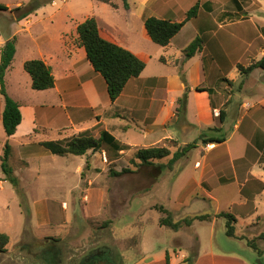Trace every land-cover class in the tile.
I'll return each instance as SVG.
<instances>
[{"label": "rangeland", "instance_id": "rangeland-1", "mask_svg": "<svg viewBox=\"0 0 264 264\" xmlns=\"http://www.w3.org/2000/svg\"><path fill=\"white\" fill-rule=\"evenodd\" d=\"M53 1L55 3H52ZM6 2L8 7L14 8L16 2L25 4L27 1L0 0V3ZM109 2L116 7H112L109 3L100 4L94 0L68 2L51 0L44 5L45 8L37 14V17L31 16L36 14L35 11L22 19L25 20L22 23L23 27L29 26L26 24L30 22L32 25L34 22L37 24L32 26L30 32L21 30L17 33V38L15 36L16 51L12 60L14 71L7 76L8 91L7 89L6 91L11 98L19 101L18 103H32L36 106L39 122L47 129L37 127L36 134L31 136L29 148L31 153L29 157H25L27 165H22L23 162L17 159L20 156L18 139L9 141L12 151L8 163L19 184L15 188L9 181L4 180L0 185V232L9 236L6 248L10 250L0 255V264H51L48 252H43L50 245L57 249L55 264H85L86 261L83 260L101 248L109 250L114 264H133L141 257L138 254L140 242L148 246L153 245L154 251H159L163 246L172 247L171 250L176 252L179 249V246H176L179 245V238L174 236L172 229L158 224V218H165L166 212L170 213L171 220L177 221L191 217L185 215L197 211L202 213H212L214 209L227 211L226 203L234 193L233 185L221 187L219 191L222 195L215 205L201 200L190 201L187 196L183 201L186 206H180L176 196L181 190L183 180H177L172 185L171 167L166 166L162 173L164 179L156 184L153 177L160 173H157L152 166L140 165L135 152L141 147L167 146L170 154L153 160L154 165L165 164L177 147L196 142V147L192 148L185 157L177 160L172 168L185 163L192 168L196 161L208 162L213 154L223 151L225 146L213 143L212 151L206 153L203 159L202 155L210 150L212 145L207 146L206 143L202 145L201 132L208 136H225L231 129L232 109L229 111L226 124L218 131L212 129L197 131L193 126L187 125L185 112L180 115L174 112V116L164 126L171 132L170 137L151 140L156 132H160L161 127L156 132L152 131L153 129L149 130L147 124L151 120L141 111H125L119 104L112 105L103 78L99 75L100 79H97L95 75L98 73L89 69L86 59L82 57L78 40L73 42L77 47L74 55L83 59L76 67H79L82 73H91L85 77L92 81L94 88L92 90L95 92L93 103L99 106L96 111L92 109L85 114L81 122L75 121L73 128L79 123L81 125L95 123L94 126L83 131H80L79 127L67 128L70 127L71 120L57 108L59 98L53 91L40 93L32 90L30 85L25 83L24 77L20 74L22 68L20 62L23 59L38 58L40 52L55 54L59 51L57 35L59 31L72 24L66 22L64 18L66 11L72 13L73 21H80L85 15L93 12L98 18L97 22L103 37L129 50L133 48L151 54V57L145 60L147 70L144 77L169 74L170 67L156 59L161 54L158 45L145 41L140 34V21L136 16L137 14L139 16L140 10L137 5L138 0H128L132 10L124 9L121 0H109ZM190 6V0H181L177 9L182 10L181 14H183ZM196 22L203 25V16ZM16 23L9 9L0 10L1 38H7L13 31L20 29ZM192 32L193 25H188L180 36L186 37ZM252 62L255 61L252 60L250 63ZM53 69L60 84L63 73L57 62L53 63ZM179 73L183 75L181 67ZM187 78L189 80L188 76ZM179 83L180 80L171 83L170 92L166 95L168 101V97L179 94ZM73 93L70 98L68 95L65 96V101L82 104L84 101L82 91L76 88ZM228 94L224 92L226 97ZM156 96L158 100L163 99V95ZM1 101L0 96V105ZM41 104L46 106L40 108ZM158 104L162 103L158 102ZM175 104L177 106L176 101ZM66 106L67 111H73L75 116L79 111L77 108L81 107ZM217 114L218 112L215 116ZM80 117L76 116V119ZM216 124H219L217 119ZM61 127L65 128L60 130ZM102 130L113 133L123 149L117 151L103 143L98 150H88L82 156L72 154L59 156L40 145L44 140L63 142L81 132L97 138ZM5 139L0 111V155ZM229 145L238 151L241 141L237 135L230 140ZM245 233L247 243L253 242L264 258V218L260 216L256 218ZM188 243L189 255L193 257L196 238ZM253 254L251 259L253 264H256L259 258L255 251Z\"/></svg>", "mask_w": 264, "mask_h": 264}, {"label": "crops", "instance_id": "crops-1", "mask_svg": "<svg viewBox=\"0 0 264 264\" xmlns=\"http://www.w3.org/2000/svg\"><path fill=\"white\" fill-rule=\"evenodd\" d=\"M62 1L68 2L69 0ZM94 1L106 4L98 0ZM190 1V8L195 4L197 6L195 15L183 24L167 45L160 46L156 44L161 53L156 59L162 62V64L168 65L170 73L167 75L144 77L147 70V66L145 65L138 77L127 81L120 95L112 102V105L119 104L125 111H141L146 118H150L151 120L147 124L149 130L153 129L152 131L155 130L156 132L161 127L160 132H156L151 140L157 141L170 137L169 133L171 132L164 126L174 116L175 101L184 90V85L181 82L182 74L180 75L179 73V67H181V71L189 87L185 109V121L187 125L193 126L197 131L209 130V128L215 127L220 130L227 122L230 109H232V112H230L232 119L230 122L231 129L225 136H208L204 135L203 131L201 132L205 139L224 137L225 140L223 142L216 143L225 146L223 151L213 154L208 159V162L204 163L202 161L200 163L196 161L192 168H189L186 163L170 168L172 185L177 180H183L180 187L181 190L179 189L180 192L176 196V201H178L180 206H186L183 201L189 196L188 199L190 201L201 200L215 205L219 202L220 195H222L219 191L221 187L233 185L234 193L226 203L227 211L214 209L212 213L197 211L185 215L207 214L210 217L205 220L195 219L190 225H183L177 230H172L174 236L179 238V245H176L179 246L177 252L171 250L172 247L164 246L159 248V251H154L153 245L148 246L140 242L138 254L141 257L133 264H187V260L191 258L188 242L194 237L196 238V249L193 253L191 264H253L251 256L254 255L253 251L256 252V250L247 243L245 232L248 231L249 226L256 218L259 216L264 218V69L254 68L248 74H243L237 66L240 64V66L246 67L252 60L257 61L263 56L264 6L262 5L264 4V0ZM180 2L181 0H138L137 5L140 10L139 16L138 14L136 16L140 21V34L145 41L152 42L144 27L145 18L154 16L180 22L185 18L187 12L186 10L185 13L181 14L182 10L179 11L177 9ZM7 3L0 4L8 7ZM52 3L55 2L53 1ZM16 4L15 6H18L19 2H16ZM10 8L8 7V9ZM44 8L45 6H41L36 10V14H32L31 16L37 17V14ZM128 9H133L130 3ZM90 16H94L96 21H98L97 16L93 12L85 15L80 21H73L72 13L66 11L64 18L66 22H72V24L70 27L59 31L57 35L59 51L55 54H51L50 52L39 53L38 58L51 67L52 74L54 73L53 63H58L63 73L60 84H58L54 73V86L52 88L45 90L32 89L30 76L23 69V62L26 59L20 62L22 67L20 74L24 77L25 83L30 85L32 90L40 93L53 91L59 98L57 108L71 120L70 127L67 128L75 129L79 127L80 131L94 126L95 123H91L92 125H81L79 123V125H74L75 128H73L75 121L81 122L85 114H88L92 109L96 111L99 106H95L93 103V94L95 92L92 90L94 89L92 81L85 77L91 73H82L83 71L80 72L81 69L76 67L79 61L83 58L86 59L84 48H79L83 58L75 57L74 55L75 48L77 47L73 42L78 40L76 27L78 23ZM202 16L204 18L203 25L196 22ZM14 22H17L16 24L20 29L13 31L7 38L3 39L0 36V47L12 36H16L17 38L19 31L30 32L32 26L37 24L34 22L32 25V22H30L26 24L29 26L23 27L22 23L25 20H14ZM97 24L99 26L98 22ZM188 25H193L192 34L186 37L180 36ZM196 37L200 38L201 47L192 57L184 59L183 50ZM130 51L144 63L145 60L151 57V54L137 49L132 48ZM85 61L91 70L92 67L87 60ZM13 71L14 68L11 62L4 77L7 91V76ZM99 75L98 73L95 77L100 79ZM176 80H180L179 94L177 93L168 97V101L166 95L170 92L171 83ZM197 86L208 88L211 90V93L197 91ZM76 88L82 91L84 97L82 104H75L76 102L73 101L67 102L64 99L67 95L69 98L73 96ZM227 88L230 89L226 90ZM224 92L229 93L227 97L224 95ZM158 94L163 95L162 100L157 99L156 95ZM158 102L162 104L159 105ZM19 105L22 115L21 122L13 135L8 137L5 135V141L9 143L11 139H18L17 144L20 156L17 159L23 162L22 165H27L25 157H29L31 153L29 149L31 147V136L33 137L36 134L37 131L35 129L37 127H46L39 122L36 106L32 103H19ZM66 105L68 107L69 105L71 107L81 106L77 108L79 111L76 114V116L81 117L76 119L73 111H67ZM45 106V104H41L40 108ZM2 107L3 102L1 101L0 111ZM51 107L54 106L51 105ZM219 109L224 110V117L222 123H219L217 120L219 124H216L217 116H215V113ZM62 128L65 127H61L60 130ZM111 134L114 135L113 133ZM235 135L241 141L238 151L229 145L230 140ZM203 143L205 142L202 141V145ZM206 144H211L212 148L202 155L203 159L205 154L212 151L214 146L213 142ZM152 167L155 169V166ZM164 169H160V174L153 177L156 184L161 179H164L162 175ZM3 178L4 174L1 170L0 185L5 180ZM221 212H229L235 217V236L226 235L225 218L219 215ZM159 219L158 224L164 226L159 223ZM9 251L7 249L4 253L6 254Z\"/></svg>", "mask_w": 264, "mask_h": 264}, {"label": "trees", "instance_id": "trees-1", "mask_svg": "<svg viewBox=\"0 0 264 264\" xmlns=\"http://www.w3.org/2000/svg\"><path fill=\"white\" fill-rule=\"evenodd\" d=\"M50 1L51 0H27L25 4L10 8L9 11L12 13L13 19L15 21H20ZM98 1L109 3L112 7H116L114 4L110 3L109 0ZM121 2L124 9L129 8L128 0H121ZM196 8V4L189 8L185 14V18L180 22L171 21L169 19H161L154 16L145 18L144 27L149 38L152 40V42L160 46L167 45L170 39L181 29L183 24L195 15ZM0 10H8V7L0 4ZM76 32L79 45L85 50L86 60L92 67L93 71L99 73L104 79L109 100L111 102L115 101V99L120 95L127 81L140 75L145 67V63L129 49L103 37L100 33V28L97 24V21L93 16L87 17L78 23ZM15 42L16 38L15 36H12L11 38L7 39L0 47V96L2 97L3 102V107L1 110V124L7 137L15 133V130L22 119L19 108L20 105L16 100L8 95L4 78L5 72L11 65L15 55ZM200 47L201 40L199 37H196L183 50L184 59L192 57ZM237 67L243 74H248L254 68L264 69V53L259 60L250 63L246 67L240 65ZM23 69L30 76L32 89L45 90L54 86V77L51 67L47 65L42 59L32 58L25 60L23 63ZM181 82L184 85V90L182 94L176 99L177 106L175 112L177 115L185 112L187 94L189 91V87L184 75H181ZM196 90L207 91L209 94L211 93L210 89L202 88L200 86H197ZM223 117L224 110L219 109L217 114V120L219 123L223 122ZM209 129L219 130V128L216 127ZM224 140V137L208 139L202 138V141L205 143H221ZM103 143L110 145L117 151L123 149L122 145H120L114 136L107 130H102L97 138L81 132L80 134L74 135L72 138L66 139L63 142L60 140H44L40 142V145L55 155L65 156L72 154L82 156L88 150H98L101 148ZM194 147H196V142L186 143L181 147H177L171 154L168 162L165 164L154 165L153 160L168 156L170 151L167 146L152 145L138 148L135 152V157L140 161V165L155 166L157 173H159L160 169L162 170L166 166L168 168L172 167V165L177 160L185 157ZM10 151L11 147L8 141H5L3 152L0 156V165L4 174V179L9 181L11 185L16 188L19 184V180L16 176H14L13 170L8 163ZM87 166L88 164H86V167ZM160 209L165 211V209L162 207H160ZM219 215L225 218L226 235L235 236V217L229 212H221ZM170 216V213L166 212V217L160 218L159 223L169 227L172 230H177L183 225H190V223L195 219L205 220L210 217L207 214H201L173 221L171 220ZM8 242L9 236L4 232H0V254L7 251L6 246ZM248 244L256 250L258 258L262 263H264L262 253L260 250H258L257 246L253 242H248ZM43 252H48V256L51 258V264L56 263L54 262L57 256V249L55 246L50 245L48 248H45ZM92 254H95L97 261L95 263L90 259L87 264H114V262L111 260L110 252L106 248L96 250ZM191 263L192 257L187 260V264Z\"/></svg>", "mask_w": 264, "mask_h": 264}, {"label": "flooded vegetation", "instance_id": "flooded-vegetation-1", "mask_svg": "<svg viewBox=\"0 0 264 264\" xmlns=\"http://www.w3.org/2000/svg\"><path fill=\"white\" fill-rule=\"evenodd\" d=\"M90 259L93 261V262H95L96 263V256H95V254H90V255H88L84 260L86 261L85 262V264H87V262H89L90 261Z\"/></svg>", "mask_w": 264, "mask_h": 264}, {"label": "water", "instance_id": "water-1", "mask_svg": "<svg viewBox=\"0 0 264 264\" xmlns=\"http://www.w3.org/2000/svg\"><path fill=\"white\" fill-rule=\"evenodd\" d=\"M256 264H263L260 259L257 260Z\"/></svg>", "mask_w": 264, "mask_h": 264}, {"label": "built area", "instance_id": "built-area-1", "mask_svg": "<svg viewBox=\"0 0 264 264\" xmlns=\"http://www.w3.org/2000/svg\"><path fill=\"white\" fill-rule=\"evenodd\" d=\"M263 18H264V16H263ZM207 146H209V144H207Z\"/></svg>", "mask_w": 264, "mask_h": 264}]
</instances>
